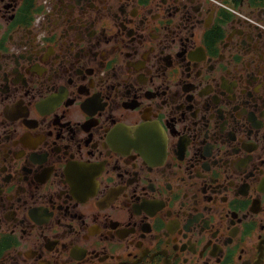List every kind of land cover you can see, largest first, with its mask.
<instances>
[{
    "label": "flooded vegetation",
    "instance_id": "obj_1",
    "mask_svg": "<svg viewBox=\"0 0 264 264\" xmlns=\"http://www.w3.org/2000/svg\"><path fill=\"white\" fill-rule=\"evenodd\" d=\"M0 264H264V0H0Z\"/></svg>",
    "mask_w": 264,
    "mask_h": 264
}]
</instances>
